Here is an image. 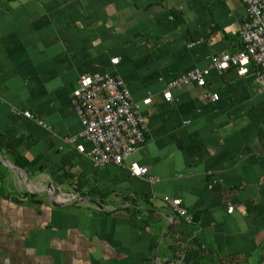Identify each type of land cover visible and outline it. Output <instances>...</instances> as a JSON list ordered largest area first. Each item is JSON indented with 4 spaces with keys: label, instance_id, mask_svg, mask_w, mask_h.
I'll return each instance as SVG.
<instances>
[{
    "label": "crops",
    "instance_id": "0c3cea01",
    "mask_svg": "<svg viewBox=\"0 0 264 264\" xmlns=\"http://www.w3.org/2000/svg\"><path fill=\"white\" fill-rule=\"evenodd\" d=\"M245 18L242 0H0V136L30 161L28 176L0 168V264H264V88L235 68L171 85L239 52ZM84 75L119 76L141 105L147 139L123 166L88 154ZM64 170L104 209L73 204ZM50 182L61 207L36 192Z\"/></svg>",
    "mask_w": 264,
    "mask_h": 264
},
{
    "label": "built area",
    "instance_id": "2783aa9c",
    "mask_svg": "<svg viewBox=\"0 0 264 264\" xmlns=\"http://www.w3.org/2000/svg\"><path fill=\"white\" fill-rule=\"evenodd\" d=\"M242 1L246 7V18L240 32L241 50L213 57L208 69L197 68L179 76L171 83L173 87L204 86L210 69H216L222 74L235 68L240 77L246 76L253 69L264 88V0ZM206 96L213 101L219 99L216 93ZM165 99H172L170 92L165 94ZM150 102V99L144 101L145 104ZM73 103L84 126L82 137L93 145L88 154L96 168L123 166L125 159L136 153L146 142V122L141 113V105L133 100L131 92L119 76H82L73 91ZM25 116L34 118L29 112H25ZM75 141L74 138L68 139L70 143ZM77 149L84 152L82 146ZM148 172L147 167L138 164L129 167L132 177H146ZM170 205L178 214L188 216V210L181 205L180 200H173ZM229 211L232 212L233 207Z\"/></svg>",
    "mask_w": 264,
    "mask_h": 264
},
{
    "label": "trees",
    "instance_id": "16d2710c",
    "mask_svg": "<svg viewBox=\"0 0 264 264\" xmlns=\"http://www.w3.org/2000/svg\"><path fill=\"white\" fill-rule=\"evenodd\" d=\"M5 150L8 154H11L15 158V164L17 167L29 171L30 161L19 151V145L9 140L6 137L0 136V151ZM2 163L0 162V168ZM41 171L44 168L40 169ZM54 180L58 185H64L66 182L73 186L74 191L80 195V197H92V191H85L84 185L86 181L82 179L76 180L74 175L70 173V170H64L62 173L53 174ZM185 261L190 264V259L185 257Z\"/></svg>",
    "mask_w": 264,
    "mask_h": 264
},
{
    "label": "water",
    "instance_id": "95a60500",
    "mask_svg": "<svg viewBox=\"0 0 264 264\" xmlns=\"http://www.w3.org/2000/svg\"><path fill=\"white\" fill-rule=\"evenodd\" d=\"M0 162L1 163H3L4 165H6L7 167H9L10 169H12V170H15V171H17V172H19V173H21V174H23V175H25V176H28V172L26 171V170H24V169H21V168H19V167H15V166H12V165H7V161L5 160V158L4 157H2L1 155H0ZM47 186L49 187V186H51V188H52V190H53V193H51L50 191H49V188H47V189H45V190H43V191H36L37 193H41V194H46V195H48L49 197H50V199H51V202L54 204V205H56L57 207H61L63 204L61 203V201L59 200V197H60V192L58 191V189L56 188V186L54 185V183H52V182H50V183H48L47 184ZM67 196V195H66ZM68 199H69V201L71 200V197L68 195ZM87 201H89V202H91V203H93V204H95V205H97L100 209H104V207L101 205V204H99L98 202H96L94 199H92V198H89V197H78L77 199H75V201H73V204H79V203H81V202H87ZM72 202V201H71Z\"/></svg>",
    "mask_w": 264,
    "mask_h": 264
},
{
    "label": "bare ground",
    "instance_id": "6f19581e",
    "mask_svg": "<svg viewBox=\"0 0 264 264\" xmlns=\"http://www.w3.org/2000/svg\"><path fill=\"white\" fill-rule=\"evenodd\" d=\"M47 188H49V191H50L51 193H53V190H52L51 186H49V187H47ZM47 188H46V189H47Z\"/></svg>",
    "mask_w": 264,
    "mask_h": 264
},
{
    "label": "rangeland",
    "instance_id": "374dc122",
    "mask_svg": "<svg viewBox=\"0 0 264 264\" xmlns=\"http://www.w3.org/2000/svg\"><path fill=\"white\" fill-rule=\"evenodd\" d=\"M47 187H48V186H46V188H47ZM46 188H45V189H46Z\"/></svg>",
    "mask_w": 264,
    "mask_h": 264
}]
</instances>
